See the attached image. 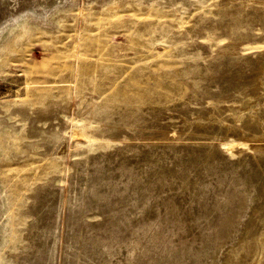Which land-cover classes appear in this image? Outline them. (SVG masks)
<instances>
[{"label": "rangeland", "instance_id": "374dc122", "mask_svg": "<svg viewBox=\"0 0 264 264\" xmlns=\"http://www.w3.org/2000/svg\"><path fill=\"white\" fill-rule=\"evenodd\" d=\"M231 163L257 187L247 216L232 226L239 229L232 245L217 194L207 197L217 185L213 167L223 172ZM83 167L173 183L162 195L187 219L166 236L192 246L199 227L217 217L221 249L208 262L264 264V0H69L46 24L28 14L7 24L0 264H38L33 253L58 209L56 264L70 256L69 206ZM176 204H157L146 222ZM102 214L92 208L85 220L99 226ZM135 229L123 242L138 254L149 246ZM146 236L156 242V232ZM130 257L123 264H148Z\"/></svg>", "mask_w": 264, "mask_h": 264}, {"label": "bare ground", "instance_id": "6f19581e", "mask_svg": "<svg viewBox=\"0 0 264 264\" xmlns=\"http://www.w3.org/2000/svg\"><path fill=\"white\" fill-rule=\"evenodd\" d=\"M63 1L69 0H0V36L7 24L20 21L25 14L42 24L48 23L53 8ZM222 145L226 146V144ZM100 162L104 161L100 160ZM240 168L232 164L229 170L219 172L213 167L211 174L215 176L217 185L210 187L207 195L210 200V197L213 198L217 194L215 211L219 213L220 218H228L226 232L231 238L230 245L239 239V229L234 233L231 231L232 226L239 225L247 216V210L257 191V187L253 184V176L250 177L248 172H244L246 170L244 167L242 171ZM82 170L83 175L80 174L79 181H75L74 196L69 206L74 230L71 236L72 243L69 244L70 256L66 257L63 264H123L124 260H131L130 256H142L148 264H210L208 261L217 256L221 249L218 244L220 239L217 236V226H215L217 217L207 219L205 224L199 227L200 233L198 232L199 234L194 237L198 236L196 238L200 240L197 242L194 239L192 246L175 243L172 236L165 235L166 231L181 226V222L185 223L187 219L171 196L162 195L173 189V183L169 182V185L168 181L162 183L157 180L151 183L148 180L150 178L148 173H134V175L127 173V176L118 180L116 172L109 173L106 169L92 174L85 167ZM159 203H164L166 206L176 204V206L170 207L164 213H157L159 218L157 217L154 222H146L153 207ZM118 205L123 206L119 209ZM42 206L50 209L51 200L45 198ZM92 208L103 213L106 222L99 226L89 225L85 218L88 217L86 213ZM203 215H210L207 206ZM60 216L61 209H58L55 223L41 232L37 250L33 253L37 257L38 264H56ZM137 220L145 223H138ZM133 223L137 225L134 226ZM133 227H136L135 231H139L138 234L141 235L140 240L137 241L140 244L145 241L149 246L145 250H139L138 254L133 253L135 251L131 252L130 246L123 242V237ZM185 227L189 229L190 225ZM154 232H156V242L150 244L146 234ZM159 233L164 234L166 240H160Z\"/></svg>", "mask_w": 264, "mask_h": 264}]
</instances>
